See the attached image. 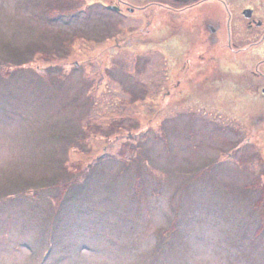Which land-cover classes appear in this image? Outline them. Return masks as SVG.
I'll use <instances>...</instances> for the list:
<instances>
[{
    "label": "rangeland",
    "instance_id": "obj_1",
    "mask_svg": "<svg viewBox=\"0 0 264 264\" xmlns=\"http://www.w3.org/2000/svg\"><path fill=\"white\" fill-rule=\"evenodd\" d=\"M117 1L0 0V264H264V149L216 10Z\"/></svg>",
    "mask_w": 264,
    "mask_h": 264
},
{
    "label": "flooded vegetation",
    "instance_id": "obj_2",
    "mask_svg": "<svg viewBox=\"0 0 264 264\" xmlns=\"http://www.w3.org/2000/svg\"><path fill=\"white\" fill-rule=\"evenodd\" d=\"M209 4L216 10V17L212 33L216 37L223 35L222 43L216 42L219 36L207 38L209 43L207 49L212 51L215 47L223 51L225 68L222 70L227 79L229 90H237L238 98H231L227 102L231 105H239V125L243 126L249 120H256V127L250 124L251 129L259 132V144L264 149V0H170V2H158L169 12L184 17L185 12L190 13L193 9L203 4ZM131 4L128 0L117 1L118 10L122 6L128 9ZM141 7V6H137ZM186 13V14H187ZM183 23V22H182ZM215 41V43H214ZM222 45V46H219ZM204 62H221V56L216 53L203 56ZM189 61L185 59L181 73L186 72L188 77H200L207 73L199 66L195 69L185 70ZM216 70L212 72L214 74ZM210 76H215V75ZM201 76V77H202ZM190 77V78H191ZM208 77V76H207ZM215 78V77H213ZM181 80H177L176 85H180ZM165 95H169L172 90L167 85ZM235 96V97H237ZM249 110V111H248ZM248 142V141H247Z\"/></svg>",
    "mask_w": 264,
    "mask_h": 264
},
{
    "label": "trees",
    "instance_id": "obj_3",
    "mask_svg": "<svg viewBox=\"0 0 264 264\" xmlns=\"http://www.w3.org/2000/svg\"><path fill=\"white\" fill-rule=\"evenodd\" d=\"M44 52H45V51H44ZM48 69H51V68L48 67ZM63 167L66 168L65 164L63 165ZM89 170H90V169H89ZM65 182H67V183H65V186H66V187L69 186V182L71 183V187H74V185H75L76 183H78V182H74V181H69V182H68V181H65ZM63 183H64V182H63ZM63 183H62V184H63Z\"/></svg>",
    "mask_w": 264,
    "mask_h": 264
}]
</instances>
